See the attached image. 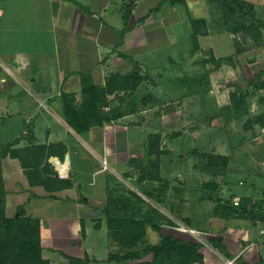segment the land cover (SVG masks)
Instances as JSON below:
<instances>
[{"label": "crops", "instance_id": "crops-1", "mask_svg": "<svg viewBox=\"0 0 264 264\" xmlns=\"http://www.w3.org/2000/svg\"><path fill=\"white\" fill-rule=\"evenodd\" d=\"M248 1L264 19V0ZM180 20L185 22L190 34V15L184 11L183 3H172L171 0H137L136 3L126 0H0V127L9 129L20 125L22 128L12 139L5 141L31 135L37 143H62L65 147L64 157L52 155L49 161L59 177L70 179L71 185L56 191H48L42 185L29 186L31 190H39L40 194L28 195L25 200L28 213L40 218L42 253L49 260L48 264H71L69 257L83 259L76 264H134L140 260L108 259L110 252L119 248L111 237L103 210L108 188L110 185L114 188L115 184L109 183L113 176L100 162L101 155L108 154L109 171L117 167L113 169L117 175V170L127 168L128 157L125 155L131 153L135 145L144 147L145 128L150 125L147 109L128 111L103 126L79 134L65 120L62 97L68 93L81 101L85 85H104L112 73L127 74L135 67L145 71L143 81H150L152 77L154 82L150 89L155 94L159 84L154 74L161 75L166 65L162 59L186 56L176 45L167 49L168 43L177 40L175 23ZM210 36L216 37L212 33ZM108 98L107 109L120 104H115L119 95L109 94ZM258 103L263 105L264 101L260 99ZM165 158L162 154L160 176L170 184L181 176L180 165L168 163ZM191 168L203 170L214 178V166L205 165L201 169L193 164ZM193 179L198 185L197 177ZM141 183L145 190L138 186L131 189L149 203L157 204L164 215L172 218V212L179 220L177 223L195 227L199 222L202 227L209 228L206 234L210 240L201 247L208 264H224L230 258L213 246L211 238H220L232 258L239 256L240 260L235 264L256 263L260 258L264 261L262 228L253 236L255 231L247 226L245 219L220 217L215 212L216 203L207 197L199 199L186 194L177 200L173 195V212V205L170 208L161 206L170 197L164 196L163 190L160 195L153 192L159 181L146 179ZM149 192L154 196L149 197ZM234 192V199L243 195ZM189 200L190 213L194 216L199 211V201L208 204L195 223L181 220L182 216L188 215H184L185 208H176V202L188 204ZM42 206L45 207L42 209ZM59 206L66 210L57 212ZM45 212L51 213L49 220H45L48 217L44 216ZM86 218L99 233L95 242L87 244ZM82 222L85 234L82 233ZM161 225L164 235L185 236L177 225ZM153 231L147 226L145 237L151 238ZM144 259L150 260L151 255Z\"/></svg>", "mask_w": 264, "mask_h": 264}, {"label": "rangeland", "instance_id": "rangeland-1", "mask_svg": "<svg viewBox=\"0 0 264 264\" xmlns=\"http://www.w3.org/2000/svg\"><path fill=\"white\" fill-rule=\"evenodd\" d=\"M127 1L136 3L137 0ZM176 3H183L184 11L190 15V24L191 19L198 20L197 25L201 30V34L198 36L199 48L192 50L193 45L190 38L192 24L189 34L185 22L177 21L175 23L177 40L168 43L167 49L176 45L183 49L186 56L181 59L178 57L162 59L166 65L162 68L161 75L154 74V79L159 84L154 90L155 94L150 89L154 82L152 77H150V81H143L135 89L130 88L119 93V99L115 101V104L122 103L124 110L130 108L137 111L147 109L148 124L150 125L145 128L147 135L144 139V147L135 145L134 150L131 149V153L125 155L128 157L127 168L117 170V175L113 170L117 167L109 171L111 168L110 156L108 157V154L101 155V166L113 176L109 183L115 184L114 188L111 187L112 189L110 188L111 185L109 186L108 192L115 195H125L132 190V187H143L144 184L137 180L138 170L134 159L140 160L141 165L149 163L150 158L147 154L148 134L159 132L161 137L159 145L166 151L164 153L166 161L178 163L182 176L177 177L179 179L176 182L172 181L162 191L164 196L170 197V199H166L161 206L170 208L173 205L171 210L174 212L173 195L176 196L177 200L181 197L184 198L186 194L190 197H199V199L207 197L216 203L217 197L234 200V190L242 192V196L251 198L247 206L252 212L249 213L248 218L243 219H245L247 226L255 231L253 232L255 233L253 236H255L256 231L264 227L261 220L254 221L258 209L264 213V125L262 126L257 122V117L264 114V104L258 103V100L263 98V91L257 89L254 83L257 77L264 78V28L256 20L254 21L255 28H251L253 23L250 18L251 14L238 15L233 13L231 15L220 0H184ZM256 16L264 21L257 11ZM234 28L240 29L234 31ZM223 31L225 34L222 33ZM211 33L216 37L211 38ZM200 39L202 40L200 41ZM212 45H214L216 52H214ZM194 51L198 53L190 55L189 52ZM139 73L143 75L145 71H142L140 67ZM237 85H239L240 91L245 94V110L239 117L226 119L223 107L230 104V91L234 90ZM262 100L264 101V99ZM99 126L103 125H95L92 128ZM20 128V125L9 129H1L0 127V147L6 145L5 140L12 139L16 132L20 131ZM28 140V138H23L15 146H22ZM133 151L135 154H132ZM205 154H220L227 157L225 166L212 168L214 178H211L203 170L191 168L194 164L203 169L208 160ZM0 173L6 191L5 204L2 206L0 204V208L4 209L6 215L12 216L17 213V208L21 204L25 207V200L28 195L40 194L39 190H31L29 187L35 185L30 184V178L24 172L18 158L8 155L0 160ZM133 174L134 177H130ZM193 177H197L199 180L198 185ZM182 179L186 181L182 182ZM212 181L218 185L213 190L204 186V183H212ZM40 202L48 203V201L43 202L41 200ZM176 204V208L180 206L185 208L186 214L184 215H188L182 216L180 219L190 220L194 223L198 221L197 217L201 216L202 211L208 207L206 202L199 201L200 208L194 216L193 213H190V200L188 204L181 201L176 202ZM152 205L161 211L157 204ZM44 207L42 206V209ZM146 208V204L141 203V209L145 210ZM25 210L29 214L26 207ZM56 210L57 212L65 211L66 207L61 208L59 206ZM50 214L49 212L44 213V216H48L45 220L50 219ZM170 214H172V218L164 215L166 218H159L156 223L177 225L178 229L185 233V236L183 235V238L178 237L179 239L201 242L203 246H206L207 241L210 240L207 238L209 235L206 234L209 228L202 227L199 222L195 227L177 223L179 220L177 221L174 213L171 212ZM168 219L173 221L172 224L168 222ZM85 220L89 234L86 244L95 242L99 233L89 218ZM147 226L151 225L148 224ZM183 226L186 227V230L181 229ZM190 228L194 229L195 232L187 230ZM154 230L151 238L145 237V243L152 244V242L160 241L159 236L162 237L164 234L161 230L159 234L158 231L156 232L157 229ZM165 236L177 237L173 234H166ZM238 257L236 256L233 264L238 260ZM229 259L232 257L230 256ZM256 263L264 264V261L260 258ZM199 264L208 263L204 258L203 261H199Z\"/></svg>", "mask_w": 264, "mask_h": 264}, {"label": "trees", "instance_id": "trees-1", "mask_svg": "<svg viewBox=\"0 0 264 264\" xmlns=\"http://www.w3.org/2000/svg\"><path fill=\"white\" fill-rule=\"evenodd\" d=\"M172 3L183 2L184 0H171ZM227 7L226 10L232 15L251 14V28H255L256 20L264 28V21L256 16L255 5L248 0H220ZM197 19H191L192 50L199 48L198 36L201 30L197 25ZM247 29V27H244ZM240 28H234L237 31ZM146 78V75L139 73V68L135 67L134 72L121 73L115 72L107 77L104 85H85L82 90V100L77 101L75 97L68 93L63 94V110L66 122L79 134H83L95 125H103L105 122L120 118L133 108L124 110L120 105H109V94L120 92L127 89H135ZM256 88L263 91L264 99V78L257 77L254 81ZM230 104L223 107L226 119L236 118L243 114L246 106L245 94L240 91L239 85L230 91ZM258 120V121H257ZM257 122L264 125V114L257 117ZM27 136V135H26ZM18 137L0 147V160L10 155L19 159L21 166L30 178V184L42 185L48 191H56L71 185L70 179L60 178L53 169L49 161L50 156L58 155L61 158L65 155V147L62 143L54 145H44L37 143L34 137ZM23 138H28L26 144L15 146ZM160 133H151L147 141V154L150 158L149 163L141 165L140 160L134 159L138 170L137 180L143 182L147 180L159 181L155 191L160 195V190H165L169 185L167 180L160 176L161 155L166 153L160 147ZM208 158L207 166H225L227 157L220 154H205ZM137 163V164H136ZM0 173V204H5L4 196L6 191L3 186V179ZM205 187L213 190L218 185L204 183ZM129 196L115 195L108 193L105 206L103 208L106 223L111 237L117 241L119 248L110 252V260H130L140 259L134 264H194L196 261H203L204 254L201 251L203 244L192 240H182L178 237L163 235L157 243H145L146 228L150 224L153 229L161 230V223H156L159 218H166L156 207L146 201L136 191L130 190ZM154 193L149 192L148 196L153 197ZM210 197V195H209ZM251 198L241 196L238 204L234 200L216 198V214L221 217H240L248 218L251 210L248 209V202ZM141 203L146 204L147 208L141 209ZM259 203V202H258ZM2 208V207H1ZM0 208V264H48L49 260L43 256L41 221L39 217L27 214L25 207L21 204L17 208V213L12 216L5 214L4 209ZM258 216V217H257ZM254 221L261 220L264 223V213L258 209ZM172 224V220L168 219ZM85 225L82 222V233L85 234ZM214 247L218 248L226 256L230 255L223 245L220 238H212ZM144 245V246H143ZM150 254L151 259H144ZM71 264H76L83 259L69 257ZM259 264V263H252Z\"/></svg>", "mask_w": 264, "mask_h": 264}, {"label": "built area", "instance_id": "built-area-1", "mask_svg": "<svg viewBox=\"0 0 264 264\" xmlns=\"http://www.w3.org/2000/svg\"><path fill=\"white\" fill-rule=\"evenodd\" d=\"M238 202H239V198H235L234 199V203L235 204H238ZM181 229L186 230V227L183 226V227H181ZM187 230L192 231V232H195V230L194 229H191V228L190 229H187ZM260 234L264 236V227L261 229ZM235 259H236V257H234L232 259H226L225 260V264H233V262H234ZM194 264H199V262L196 261V262H194Z\"/></svg>", "mask_w": 264, "mask_h": 264}]
</instances>
